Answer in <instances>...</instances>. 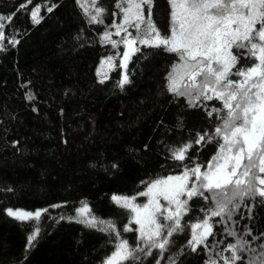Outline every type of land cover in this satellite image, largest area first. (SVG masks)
<instances>
[{"label": "trees", "instance_id": "obj_1", "mask_svg": "<svg viewBox=\"0 0 264 264\" xmlns=\"http://www.w3.org/2000/svg\"><path fill=\"white\" fill-rule=\"evenodd\" d=\"M118 2L98 0L105 9L103 23H90L91 0H81L87 14L77 0H0V31L6 37L0 41V264H102L120 239L145 249L134 264H156L157 259L171 264L169 257L181 251L176 264H205L209 256L224 264L231 257L225 249L238 239L248 244L236 264H248L253 256L259 260L262 197L236 200L239 207L229 205L225 215L211 217L207 248L201 245L193 252L187 245L191 225L216 207L209 193L204 194L208 200L194 197L182 218L183 230L170 238L174 244L163 255L158 249L145 255L138 225L129 224L132 213L111 200L113 195L135 196V203H147L138 194L148 182L179 175L185 165L203 171L223 142L194 143L222 122L215 113L208 115L222 102L201 99L190 107L185 97L168 92L166 76L178 62L175 54L142 46L128 64L130 84L118 87L124 71L118 66L99 83L101 60L113 56L119 65L124 52L123 43L113 48L101 41L105 32L113 33V41L124 36L115 35L113 27L122 17ZM37 7L39 23L31 16ZM155 10L167 30L168 0H155ZM12 39L18 43H9ZM185 143H192L190 159H172L169 149ZM85 204L98 220L112 221L116 231L70 219ZM8 208L42 214L18 221L6 214ZM125 225L133 231H123ZM37 230L34 246L27 247L28 236Z\"/></svg>", "mask_w": 264, "mask_h": 264}, {"label": "snow or ice", "instance_id": "obj_2", "mask_svg": "<svg viewBox=\"0 0 264 264\" xmlns=\"http://www.w3.org/2000/svg\"><path fill=\"white\" fill-rule=\"evenodd\" d=\"M168 4L170 23L165 30L155 10V0H119L116 7L122 19L113 27L116 28L115 35L121 32L125 35L121 41H113V33L105 32L101 41L111 43L113 48L123 43L125 51L119 65H114L113 56L101 60L96 73L99 83L109 79L105 67L111 70L118 66L124 70L117 82L118 87L123 90L130 84L128 64L135 53L141 52L140 46L162 48L166 53L175 54L178 62L173 63L166 76L168 92L176 97H185L190 107H197L201 99L215 98L222 102V108L208 112L210 117L215 113L222 122L215 127L214 133L199 135L194 143L212 142L216 138L223 142L203 171L199 165H185L179 175L148 182L146 191L138 194L148 197L147 203H135V196L111 197L114 203L132 213L129 224L138 225L135 231L139 234L137 239L147 245L145 255H151L153 249H158L163 255L174 244L170 238L183 230L182 218L188 214L189 202L194 197L208 200L204 194L209 193L216 207L210 216L191 225L192 234L187 245L193 252L201 245L207 248L208 236L213 234L211 217L225 215L229 205L239 207L234 204L236 200L256 196L264 198V175H261L264 174V0H168ZM91 5L94 14L89 22L103 23L101 17L105 9L98 0H91ZM81 7L87 14V6L81 3ZM39 11L37 7L31 13L35 23H39ZM3 19L0 17V21ZM3 27L0 23V29ZM129 29H133L135 34ZM5 38L4 32L0 31V41ZM9 43L14 45L18 41L12 39ZM143 55L148 57L147 53ZM224 110H227L226 114ZM191 148L192 143L170 148L171 158L181 162L190 159L188 153ZM115 167L117 165L113 164ZM161 199L166 203L162 204ZM6 214L18 221H27L39 219L42 213L40 210L31 212L8 208ZM70 219L88 228H96L98 223L106 224L99 230L116 231L112 221L98 220L92 215L87 204L77 209L76 217ZM198 229L203 231L198 232ZM123 231L133 229L125 225ZM37 234L38 230L28 236L27 247L34 246ZM247 244L246 240L238 239L236 244L229 245L225 250L231 252V257L224 259V264H236L241 260L239 253ZM260 248L259 260L253 256L248 264H264V242ZM139 252H145V249L131 245L127 239H120L102 264H134L139 259ZM182 254L181 251L175 259L169 257L171 264H176ZM156 264H160L158 259ZM205 264H216V261L209 256Z\"/></svg>", "mask_w": 264, "mask_h": 264}, {"label": "rangeland", "instance_id": "obj_3", "mask_svg": "<svg viewBox=\"0 0 264 264\" xmlns=\"http://www.w3.org/2000/svg\"><path fill=\"white\" fill-rule=\"evenodd\" d=\"M121 19H122V17H121ZM119 23H121V20H120V22ZM118 23V24H119ZM131 29H129V31H130ZM115 31H116V28H115ZM121 35H125V33H123V32H121V34L120 35H117V36H121ZM140 47H142V46H140ZM124 51H125V48H124ZM123 54V53H122ZM113 63H114V65H115V59H114V61H113ZM99 67H100V65H99ZM115 68V67H114ZM113 68V69H114ZM113 69H111V70H109L107 67H105V71L107 72V74H108V76H109V74L111 73V71L113 70ZM99 78V77H98ZM100 79V78H99ZM209 95H211V93H209ZM147 201H148V197H147ZM161 201H163L162 199H161Z\"/></svg>", "mask_w": 264, "mask_h": 264}]
</instances>
